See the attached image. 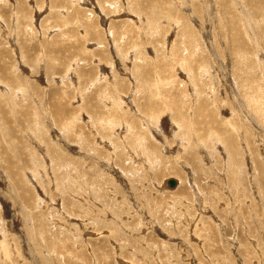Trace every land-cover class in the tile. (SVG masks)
<instances>
[{
    "label": "rangeland",
    "instance_id": "rangeland-1",
    "mask_svg": "<svg viewBox=\"0 0 264 264\" xmlns=\"http://www.w3.org/2000/svg\"><path fill=\"white\" fill-rule=\"evenodd\" d=\"M0 264H264V0H0Z\"/></svg>",
    "mask_w": 264,
    "mask_h": 264
},
{
    "label": "bare ground",
    "instance_id": "bare-ground-1",
    "mask_svg": "<svg viewBox=\"0 0 264 264\" xmlns=\"http://www.w3.org/2000/svg\"><path fill=\"white\" fill-rule=\"evenodd\" d=\"M2 2H4V1H2ZM9 51V50H8ZM2 70V69H1ZM2 72V71H1ZM176 106V105H175ZM163 112V111H162ZM178 116V115H177ZM128 143V142H127ZM236 149V148H235ZM168 181H173V184H168ZM179 183V182H178ZM164 185H165V187H167V190H169V189H173L176 185H177V180L176 179H174V178H169V179H167V180H165L164 181ZM164 187V188H165ZM169 188V189H168ZM199 240V239H198ZM85 241V240H84ZM111 253V252H110ZM154 258V257H153ZM159 262V261H158Z\"/></svg>",
    "mask_w": 264,
    "mask_h": 264
},
{
    "label": "water",
    "instance_id": "water-1",
    "mask_svg": "<svg viewBox=\"0 0 264 264\" xmlns=\"http://www.w3.org/2000/svg\"><path fill=\"white\" fill-rule=\"evenodd\" d=\"M168 184H173V181H168Z\"/></svg>",
    "mask_w": 264,
    "mask_h": 264
}]
</instances>
